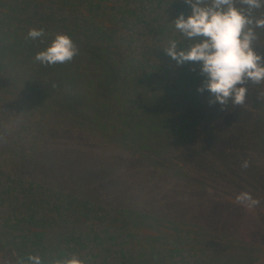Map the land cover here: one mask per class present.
Here are the masks:
<instances>
[{
    "label": "trees",
    "instance_id": "1",
    "mask_svg": "<svg viewBox=\"0 0 264 264\" xmlns=\"http://www.w3.org/2000/svg\"><path fill=\"white\" fill-rule=\"evenodd\" d=\"M181 12L191 13L185 0H0V159L16 162L0 163V200L34 195L28 209H15L14 222L2 226L1 242L11 246L3 249L6 262L0 264H28L30 254L42 264L72 255L85 264H264L263 220L262 228H250L229 218L222 223L200 208L187 213L160 204L155 194L192 196L208 189L170 176L181 164L151 160L156 153L144 147H121L119 133L110 129L126 119L127 110L166 114L153 111L157 107L148 101L171 99L194 110L190 100L196 94L188 90L201 84L188 81L205 79L200 64L178 65L164 51L169 40L177 41L178 50L193 43L174 28ZM261 14L264 8L255 12ZM32 27L43 28L45 37L26 40ZM57 33L68 34L79 54L66 64L34 62ZM245 86L264 92L263 83ZM58 159L87 166L85 192L75 187V178L64 184V176H51V168H37ZM247 183L220 182L227 195L241 192L236 186L259 198L255 209L263 213L264 181ZM35 201L40 208L31 206Z\"/></svg>",
    "mask_w": 264,
    "mask_h": 264
},
{
    "label": "rangeland",
    "instance_id": "2",
    "mask_svg": "<svg viewBox=\"0 0 264 264\" xmlns=\"http://www.w3.org/2000/svg\"><path fill=\"white\" fill-rule=\"evenodd\" d=\"M254 47L257 53L264 56V32L258 33ZM181 79L185 81L186 77ZM200 79L188 82L202 85L204 78ZM250 83L249 81L247 84ZM198 88L188 90L196 94L195 97L192 94L190 100V102L193 101L194 108L190 113L185 104H178L171 99L160 104L148 101L147 105L157 107L153 111L159 109L166 114L154 116L152 113H143L140 110H127L126 119L110 124V129L119 133L117 142L121 147L128 149L144 147L156 153L150 157L151 160L163 157L162 159L167 161V164H181L179 169L171 171L170 176L195 180L202 190L208 189L205 194L189 192L192 196L189 194H175L174 196L170 193L171 197L168 194L160 197L155 194V199L160 204L171 205V210L174 211H176L175 206L183 211L187 209V213L192 211L197 213L195 208H200L202 212L218 217L222 223L224 219L229 218V222L233 224L242 223L250 228L254 227V224H260L258 226L262 228L264 210L263 213L257 212L256 209L248 211L243 207L245 212L242 210V206L235 203L233 198L236 196L235 191H230L227 195L228 192L222 189L220 182L223 180L246 181L247 184H257L264 181V92L248 90L245 103L240 106L242 110L240 112L239 109L237 110L239 106H233L231 101L223 108L218 102L210 104L209 100L213 98L211 94L207 90L200 92ZM150 98L149 96V100ZM2 101L7 102L6 99ZM164 105L166 110L161 109ZM138 106L142 107L141 104ZM97 122L94 127L96 131L99 129ZM174 147L177 149L171 153ZM245 159L250 162L247 169L241 168V163ZM56 162L51 165L46 164L47 162H40L37 168L39 170L51 168V176L55 178L64 176V184H66V179L73 177L75 178V187L78 186L84 192L87 190V185H90V180L87 178V166L81 163L62 162L61 159ZM0 163L16 164L14 161L3 159H0ZM30 167L36 170L35 164ZM1 169L8 171L6 169H10V167L2 166ZM29 176L33 181L35 180L34 176ZM14 177L17 179L18 176ZM98 177L97 180L102 184L105 179L104 175ZM25 181L30 182L26 178ZM209 181H213L214 184L210 185ZM226 188L228 191L230 190V186H226ZM234 188L246 191V189H239L236 186ZM186 190L190 191L191 189L187 188ZM33 196L25 199L24 195L20 193V199L12 202L5 201V199L0 200V233L6 229L2 227L4 223L14 222L15 213H18L13 211L28 209ZM95 196L99 198L98 195ZM3 197L4 195L0 193V198ZM134 200L142 205L139 198ZM116 201L120 202L121 196L116 198ZM36 202L38 201L32 202L31 206L35 204V207L40 208ZM24 212L27 215L28 212ZM7 215H10L11 219ZM15 231L13 232L15 235L21 234L19 230ZM6 238L11 240L9 235H6ZM1 239H5V237H0V255H4L3 249L11 245L2 244ZM87 251H89L88 247ZM1 258L3 259V257ZM1 258L0 262L5 263L6 259L2 261Z\"/></svg>",
    "mask_w": 264,
    "mask_h": 264
},
{
    "label": "clouds",
    "instance_id": "3",
    "mask_svg": "<svg viewBox=\"0 0 264 264\" xmlns=\"http://www.w3.org/2000/svg\"><path fill=\"white\" fill-rule=\"evenodd\" d=\"M191 6L187 17L181 12L174 20V28L193 43L185 50L177 47V41L169 40L164 51L178 65L186 62L200 64L205 77L198 91L207 90L210 104L219 103L222 108L231 101L233 106H243L249 81L264 83V56L255 51L257 29H264V14L255 12L264 8V0H185ZM43 28L32 27L25 39H43ZM79 54V48L66 33H57L51 43L34 56V62L42 66H54L71 62ZM55 87V85H53ZM2 140V137H0ZM245 159L241 168L247 169ZM235 203L248 211L260 205L259 198L248 191L235 196ZM23 264V262H21ZM28 264H42L39 255L30 254ZM56 264H85L78 256L57 261Z\"/></svg>",
    "mask_w": 264,
    "mask_h": 264
}]
</instances>
